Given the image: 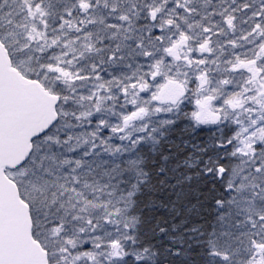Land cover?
Masks as SVG:
<instances>
[{
  "label": "snow or ice",
  "instance_id": "1",
  "mask_svg": "<svg viewBox=\"0 0 264 264\" xmlns=\"http://www.w3.org/2000/svg\"><path fill=\"white\" fill-rule=\"evenodd\" d=\"M0 264H264V0H0Z\"/></svg>",
  "mask_w": 264,
  "mask_h": 264
}]
</instances>
